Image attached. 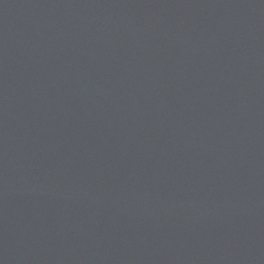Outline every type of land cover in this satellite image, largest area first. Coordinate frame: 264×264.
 <instances>
[{
	"label": "water",
	"instance_id": "water-1",
	"mask_svg": "<svg viewBox=\"0 0 264 264\" xmlns=\"http://www.w3.org/2000/svg\"><path fill=\"white\" fill-rule=\"evenodd\" d=\"M0 264H264V0H0Z\"/></svg>",
	"mask_w": 264,
	"mask_h": 264
}]
</instances>
